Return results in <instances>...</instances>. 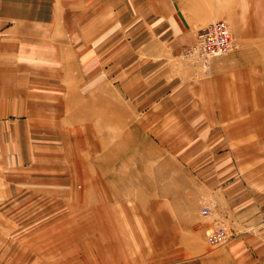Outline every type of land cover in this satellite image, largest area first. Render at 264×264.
Instances as JSON below:
<instances>
[{
    "label": "rangeland",
    "instance_id": "rangeland-1",
    "mask_svg": "<svg viewBox=\"0 0 264 264\" xmlns=\"http://www.w3.org/2000/svg\"><path fill=\"white\" fill-rule=\"evenodd\" d=\"M230 1L238 10L222 9L228 16L215 21L232 39L225 56L185 57L195 39L183 37L182 53L171 54L163 70L154 61L147 83L142 68L134 74V49L121 27L116 63L108 44L105 88L87 92L86 107L78 100L58 106L60 115L38 123L34 136L8 132L0 140L8 152L0 190H9L0 202L7 235L1 264H256V251L241 257L238 204L207 191L239 185L242 196L257 188L249 177L264 178V141L236 145L225 139L224 122L203 118L229 111L232 99L250 105L240 110L264 114L254 105L264 103V0ZM194 116L200 119L187 121ZM33 180L38 187L27 186ZM220 229L227 242L209 245L207 235Z\"/></svg>",
    "mask_w": 264,
    "mask_h": 264
},
{
    "label": "crops",
    "instance_id": "crops-1",
    "mask_svg": "<svg viewBox=\"0 0 264 264\" xmlns=\"http://www.w3.org/2000/svg\"><path fill=\"white\" fill-rule=\"evenodd\" d=\"M227 5L221 8L216 0H127L122 6L120 0H2L0 140L8 137V132H15L16 137L22 131L34 136L40 130L38 123L55 121L56 115H60L58 106L71 108L78 100L79 105L86 107L87 92L105 88L108 44L112 48L111 63L114 65V59L116 63L121 27H127L129 45L134 49V74H138L136 69L142 68L139 74L144 73L149 83L153 75L152 63L161 60L160 70L167 67L165 61L171 54L182 53L179 44L183 37L193 43L199 29L228 16L222 15V9L225 12L238 10L230 0ZM123 11H126L127 19L122 17ZM71 78H75V86L70 88L65 81ZM137 83L135 81L134 85ZM68 90H72L70 96H63ZM222 103L227 104L219 102ZM241 104L250 106L245 100L232 99L227 104L231 106L229 111L223 109L221 114L203 118L224 122L225 139L234 138L236 145L242 139L246 144L247 140L254 139L260 145L264 141V114H250L245 108L240 110ZM176 105L181 106V102ZM254 105L264 106V103L259 100ZM50 107L53 108L51 112L41 109ZM242 111L244 113H239ZM45 112H50L49 116L41 114ZM14 119L16 124L12 126L9 123ZM198 119L194 116L187 121L194 123ZM7 155V150L0 145V165ZM2 169L7 166H0ZM214 177L209 175L208 179ZM253 177L249 179L257 184V188L242 196L236 189L239 185L209 187L207 191L212 190L220 202L238 204L236 216L241 257L244 258V252L251 249L256 251V264H264V193L263 190L258 192V187L263 188L264 178L257 173ZM27 183V186L38 187L39 182ZM96 186H102L99 180H96ZM0 191V202L5 201L9 195L7 186ZM53 191L44 190V193L54 196ZM17 193L23 194V191ZM2 223L0 221V264L4 245H7Z\"/></svg>",
    "mask_w": 264,
    "mask_h": 264
},
{
    "label": "built area",
    "instance_id": "built-area-1",
    "mask_svg": "<svg viewBox=\"0 0 264 264\" xmlns=\"http://www.w3.org/2000/svg\"><path fill=\"white\" fill-rule=\"evenodd\" d=\"M1 37L0 33V39ZM231 48L232 39L226 24L223 22H213L197 32L195 45L184 52V56L202 60L220 58L228 54ZM206 214L207 211L204 210L203 215ZM207 242L213 247L222 246L227 242V234L222 229L217 230L207 235Z\"/></svg>",
    "mask_w": 264,
    "mask_h": 264
}]
</instances>
